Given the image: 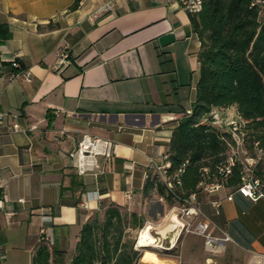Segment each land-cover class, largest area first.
<instances>
[{"label":"crops","instance_id":"crops-1","mask_svg":"<svg viewBox=\"0 0 264 264\" xmlns=\"http://www.w3.org/2000/svg\"><path fill=\"white\" fill-rule=\"evenodd\" d=\"M73 1L0 0V110L5 126L20 125L4 126L1 134L0 264H26L22 250L31 264L41 226L52 230L50 264H69L81 225L100 208L124 206L161 229L173 206L155 187L143 188L150 158L168 151L173 128L195 99L200 41L189 13L174 0H82L70 9ZM106 2L111 9L95 17ZM61 48L73 60L57 72ZM82 134L114 147L84 173L69 156ZM197 198L203 215L233 239L224 253H241L247 264L251 251H264V199L229 187L200 190ZM216 198L219 212L211 203ZM194 243L205 263L223 253L208 252L201 236L187 234L179 245L184 263H197L190 256ZM145 249L178 264L172 252L163 256L152 247L142 249L136 264H156L153 256L144 259Z\"/></svg>","mask_w":264,"mask_h":264},{"label":"trees","instance_id":"trees-1","mask_svg":"<svg viewBox=\"0 0 264 264\" xmlns=\"http://www.w3.org/2000/svg\"><path fill=\"white\" fill-rule=\"evenodd\" d=\"M81 1L74 0L70 9H76ZM189 18L200 41L199 76L192 113L179 118L167 151L169 172L185 162L181 185H174L175 197L164 183L150 177L152 169L148 167L149 177L143 188L147 193L155 187L168 206L181 203L180 198L190 193H199L202 168L208 167L210 175H215L216 166L226 157L227 146L221 136L230 134L221 132L207 119L212 108L234 105L245 123L249 138L246 147L253 154L255 142L264 147V11L251 5L250 0H203L201 10L189 12ZM16 69L25 68L20 64ZM260 163L256 173L264 177ZM241 174L242 165L236 163L225 187L235 190ZM143 223L142 216L124 206L111 203L100 208L81 225L69 264H136L141 251L134 248L135 238L130 231ZM50 258V245L39 238L31 264H50Z\"/></svg>","mask_w":264,"mask_h":264},{"label":"built area","instance_id":"built-area-1","mask_svg":"<svg viewBox=\"0 0 264 264\" xmlns=\"http://www.w3.org/2000/svg\"><path fill=\"white\" fill-rule=\"evenodd\" d=\"M171 1V0H168ZM188 13H195L201 10L203 0H174ZM250 4L264 11V0H250ZM112 4L110 2L99 5L93 15L97 17L100 13L110 10ZM73 60V55L66 48H61L56 53V59L53 69L57 72H62ZM12 65L15 68H20V64L15 59L12 60ZM27 79L30 72L27 69H20ZM192 113V106L189 104L184 107L181 116H187ZM5 113L0 110V146L1 134L4 123ZM207 119L212 124L216 125L221 132H227L230 137L222 135V139L227 146L226 157L216 166L217 173L210 175L209 168H202V180L198 183L200 190L205 192H216L225 187L227 175L232 171V167L236 163L242 165V174L240 183L236 186V192L242 196L248 197L251 200L264 199V177L256 173L257 164L264 159V147L259 146L255 142V153L248 154L245 148L247 131L244 121L239 117L237 111H229L228 108H212L207 114ZM8 131H16L20 129L19 124H8L5 126ZM114 147L110 140L103 139L96 135L82 134L79 138L76 147L69 152L72 163L77 167L80 173L97 168L96 155L110 157ZM1 156V154H0ZM168 152L161 155L159 160L150 158L149 167L152 169L150 177L164 183L168 192H172L175 197L178 196L173 190L174 185H181L180 174L183 170L185 162L172 172H169L171 161L168 157ZM146 177H149L147 171ZM227 200H232V193L226 194ZM181 203L174 204L170 210L162 217V222L166 221L173 223L172 228L167 229L164 233L158 229L156 224L146 221L141 227L135 229L134 248L142 250L146 247H152L159 252H166L176 248L178 242L183 235L194 234L203 238L204 248L210 253H220L226 249L228 242L232 241L231 235L223 228L216 227L212 221L203 215L200 210L197 192L188 194L180 198ZM5 194L0 188V208L3 207ZM221 198H216L211 201L216 212H219L221 207ZM147 230L154 241L148 244L140 242L141 232ZM216 229L217 232H214ZM168 235L171 238L168 239ZM39 238L46 241L48 244L53 242L52 230L41 226L39 229ZM4 254H0V259ZM247 264H264V251H251Z\"/></svg>","mask_w":264,"mask_h":264},{"label":"rangeland","instance_id":"rangeland-1","mask_svg":"<svg viewBox=\"0 0 264 264\" xmlns=\"http://www.w3.org/2000/svg\"><path fill=\"white\" fill-rule=\"evenodd\" d=\"M231 110L232 109H230L229 111H231ZM248 139L249 138L246 135L245 147L249 145ZM246 150L248 151V154H253V151H250L247 147H246ZM260 166H261V170L264 171V159L261 160ZM162 228H164V227H162ZM130 232H131L132 235L135 234V232L133 230L130 231ZM184 237H185V235L181 236V238L179 240V243H178V247L176 248V250H174V251H172V253H170L171 257H175L177 259V263L178 264H185L184 261L186 260L185 255H182L180 253V249H179L180 242L184 239ZM229 244H230V242L227 243L226 247H228ZM141 252H142V250H141ZM224 252H225V250L223 251V253L217 254L216 256H214V260L211 261L210 263H205L204 258H203V256H204L203 252L200 251L198 243H194L190 256L194 260L197 261L196 264H244L245 257L241 253H239V254L238 253L237 254L234 253V254L230 255L229 253H224ZM9 253L7 251V256L10 255ZM144 253L146 254V257L144 259L147 260V261H153V260H151V257L153 256V257L157 258V259H154V261H156L155 262L156 264H176L175 262L166 261L164 259L159 258L155 254V252H153V250H151V249H145ZM159 253H161L160 255H163V256L169 255V254H165L164 252H159ZM19 254H20L19 256L21 257V259L24 258L25 261H26V264H27L28 263V259H29L28 258L29 257V252L22 250V251L19 252ZM186 264H188V263H186Z\"/></svg>","mask_w":264,"mask_h":264},{"label":"bare ground","instance_id":"bare-ground-1","mask_svg":"<svg viewBox=\"0 0 264 264\" xmlns=\"http://www.w3.org/2000/svg\"><path fill=\"white\" fill-rule=\"evenodd\" d=\"M173 223L169 226L168 224L161 229V232L164 233L167 229L172 228ZM154 241V236H152L146 229L141 232L140 242L142 244L150 245ZM186 264V263H185Z\"/></svg>","mask_w":264,"mask_h":264},{"label":"water","instance_id":"water-1","mask_svg":"<svg viewBox=\"0 0 264 264\" xmlns=\"http://www.w3.org/2000/svg\"><path fill=\"white\" fill-rule=\"evenodd\" d=\"M171 238V235H168V239H170Z\"/></svg>","mask_w":264,"mask_h":264}]
</instances>
